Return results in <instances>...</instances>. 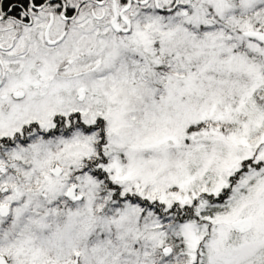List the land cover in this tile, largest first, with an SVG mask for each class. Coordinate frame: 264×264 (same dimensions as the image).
<instances>
[{
	"label": "snow or ice",
	"instance_id": "obj_1",
	"mask_svg": "<svg viewBox=\"0 0 264 264\" xmlns=\"http://www.w3.org/2000/svg\"><path fill=\"white\" fill-rule=\"evenodd\" d=\"M0 264H264V0H0Z\"/></svg>",
	"mask_w": 264,
	"mask_h": 264
}]
</instances>
